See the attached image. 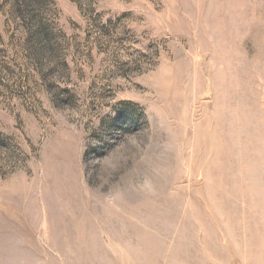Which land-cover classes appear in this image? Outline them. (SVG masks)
<instances>
[{"label":"rangeland","instance_id":"obj_1","mask_svg":"<svg viewBox=\"0 0 264 264\" xmlns=\"http://www.w3.org/2000/svg\"><path fill=\"white\" fill-rule=\"evenodd\" d=\"M10 223L12 264H264V0H0Z\"/></svg>","mask_w":264,"mask_h":264},{"label":"crops","instance_id":"obj_2","mask_svg":"<svg viewBox=\"0 0 264 264\" xmlns=\"http://www.w3.org/2000/svg\"><path fill=\"white\" fill-rule=\"evenodd\" d=\"M11 226L1 225L0 230V264H12V250L15 249V240L19 237H26V235H18L16 232H12Z\"/></svg>","mask_w":264,"mask_h":264},{"label":"trees","instance_id":"obj_3","mask_svg":"<svg viewBox=\"0 0 264 264\" xmlns=\"http://www.w3.org/2000/svg\"><path fill=\"white\" fill-rule=\"evenodd\" d=\"M35 33L41 37V28L37 26Z\"/></svg>","mask_w":264,"mask_h":264}]
</instances>
